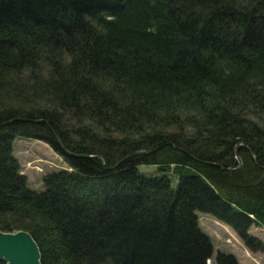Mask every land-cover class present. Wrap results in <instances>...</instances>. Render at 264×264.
Returning a JSON list of instances; mask_svg holds the SVG:
<instances>
[{"label":"trees","instance_id":"trees-1","mask_svg":"<svg viewBox=\"0 0 264 264\" xmlns=\"http://www.w3.org/2000/svg\"><path fill=\"white\" fill-rule=\"evenodd\" d=\"M17 136L69 168L32 188ZM198 211L264 253V0H0V230L42 264H205Z\"/></svg>","mask_w":264,"mask_h":264},{"label":"rangeland","instance_id":"rangeland-1","mask_svg":"<svg viewBox=\"0 0 264 264\" xmlns=\"http://www.w3.org/2000/svg\"><path fill=\"white\" fill-rule=\"evenodd\" d=\"M14 148L22 164V171L28 175L32 188L45 187L43 175L48 171L69 168L64 157L43 139L17 136L14 140ZM139 168L144 174H153L158 171L156 164L141 163ZM171 177L175 183L177 178L174 175ZM198 215L201 227L211 236L213 242V256L205 264H217L213 258L217 250L234 253L239 261L238 264H264V253L246 247L229 225L206 212L198 211ZM249 230L264 239L263 226L253 224Z\"/></svg>","mask_w":264,"mask_h":264},{"label":"water","instance_id":"water-1","mask_svg":"<svg viewBox=\"0 0 264 264\" xmlns=\"http://www.w3.org/2000/svg\"><path fill=\"white\" fill-rule=\"evenodd\" d=\"M238 144L242 142L236 145ZM141 151L143 150L136 152ZM250 151L253 154L252 150ZM236 157L240 162L238 154ZM0 259H6L7 264H42L39 244L33 234L26 229L0 230Z\"/></svg>","mask_w":264,"mask_h":264},{"label":"bare ground","instance_id":"bare-ground-1","mask_svg":"<svg viewBox=\"0 0 264 264\" xmlns=\"http://www.w3.org/2000/svg\"><path fill=\"white\" fill-rule=\"evenodd\" d=\"M143 153V152H142ZM172 179H173V177H172ZM252 228V227H251Z\"/></svg>","mask_w":264,"mask_h":264},{"label":"crops","instance_id":"crops-1","mask_svg":"<svg viewBox=\"0 0 264 264\" xmlns=\"http://www.w3.org/2000/svg\"><path fill=\"white\" fill-rule=\"evenodd\" d=\"M232 229V228H231Z\"/></svg>","mask_w":264,"mask_h":264}]
</instances>
